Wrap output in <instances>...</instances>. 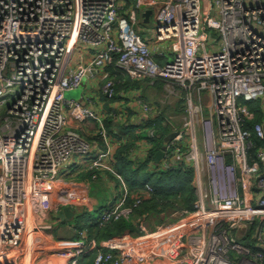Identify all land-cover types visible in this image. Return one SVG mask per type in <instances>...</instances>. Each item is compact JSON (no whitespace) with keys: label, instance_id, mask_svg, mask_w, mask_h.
I'll use <instances>...</instances> for the list:
<instances>
[{"label":"built area","instance_id":"2783aa9c","mask_svg":"<svg viewBox=\"0 0 264 264\" xmlns=\"http://www.w3.org/2000/svg\"><path fill=\"white\" fill-rule=\"evenodd\" d=\"M125 7L123 0H0V264H34L51 252L79 264L93 249V264H264V0H215L218 17L203 15L201 0H135L127 15ZM139 9L153 10V38L169 45L173 58L164 64L135 30ZM211 30L219 33V47L209 52ZM69 40L94 52L90 64L70 69ZM114 62L131 79L163 81L168 98L179 87L189 91L176 136L159 145L149 127L146 148L135 143L127 155L133 162L151 157V174L192 171L193 208L153 229L138 219L136 232L114 237L96 239L89 228L75 241L45 236L54 229L44 219L56 196L63 210L75 211L66 190L52 182L73 174L74 158L88 161L92 180L110 172L122 184V197L102 209L98 227L128 221L142 202L128 204L103 117L65 97L101 72L103 92L114 98L116 81L107 69ZM259 100L255 121L244 102ZM134 105L149 117L155 112L142 98ZM113 119L115 126L122 121ZM90 121L107 149L95 156L81 133L80 124Z\"/></svg>","mask_w":264,"mask_h":264},{"label":"crops","instance_id":"0c3cea01","mask_svg":"<svg viewBox=\"0 0 264 264\" xmlns=\"http://www.w3.org/2000/svg\"><path fill=\"white\" fill-rule=\"evenodd\" d=\"M214 2L215 0H201L203 15L207 16L209 13L212 16H219L217 10L214 8ZM123 3L126 5L123 11L124 14L127 15L132 9H135V0H127L126 3L124 1ZM145 10H137V23L140 25V34L146 37L145 39H149L155 60L159 64H164L169 60V45L166 43L158 44L154 40L153 16H150V19L146 21L143 16ZM211 34L214 40L211 41L210 46L212 49L218 48L219 33L211 30ZM69 46L67 58L71 70L92 62L94 52L84 42L81 40H69ZM114 64L115 62L107 67L112 73V78L116 81V95L114 98L108 99L104 95V81L101 79V72H98L95 76L86 77L80 87L67 90L65 97L69 100L78 101L84 99L86 104L94 107L98 114L103 117L105 124L108 123L110 125V128L108 126L107 128L112 136V146L115 147V152L112 155L113 161L114 159L116 161L119 151L131 139H135V143H141L143 148H146V141H144L145 132H147V128L152 125L154 126V122L156 124L160 122L164 128H169L163 125V114H160V109H163L169 121L181 122L185 112V98L188 97L189 91L183 87H179V95L175 98H168L163 81H157L155 84H152L148 79H131ZM206 94L209 95L207 92ZM136 98H142L154 106L155 112L151 117L138 111V107L134 105ZM206 101L209 102L208 97H206ZM113 114L122 118V121L116 126ZM170 114H172L171 117H169ZM87 124H94L95 126L87 129ZM87 124H80L82 127L81 133L91 145L92 156H95L98 152L106 151L104 141L97 137L96 123L90 121ZM176 130H179V127L178 129H174V131L171 130V134L176 132ZM156 135L159 134L156 133ZM160 137L161 140L166 139V136L162 133H160ZM74 159L78 162L74 165L73 174L60 175L52 182L55 183L54 187H56V190L59 188L66 190L64 196L70 197L73 204H75V211H73L75 216L72 220H63L59 216L64 207L58 203L56 196V202H53L50 210L46 212L44 219L45 224L51 222L54 227L52 230L46 229L44 231L45 236H51L57 240H78L79 230L89 227L91 229V226L95 225L94 223L97 218L92 219L91 213L95 210L98 213V217L102 209L111 200H119L123 194L121 182L113 177L111 173L103 172L99 181H94L87 170L88 161H81L78 158ZM127 231L130 230L127 229L125 232ZM34 264H70V260L62 258L55 252H51L42 256L41 260H37ZM79 264H93V260L88 255H84L81 257Z\"/></svg>","mask_w":264,"mask_h":264},{"label":"trees","instance_id":"16d2710c","mask_svg":"<svg viewBox=\"0 0 264 264\" xmlns=\"http://www.w3.org/2000/svg\"><path fill=\"white\" fill-rule=\"evenodd\" d=\"M115 65V64H114ZM255 121L261 120V109L259 107L254 108ZM151 123V122H150ZM106 126L110 128V125L106 123ZM154 127L160 129L163 135L170 133L171 129L164 128L160 122L157 124L154 122ZM251 127V124L249 125ZM159 134V133H158ZM156 142L161 144L160 134L157 135ZM253 141L256 145L262 146L261 142L253 136ZM135 139H131L128 143L122 147L117 154L116 158V171L120 173L129 188L130 199L129 204L141 199V204L136 208L134 216L147 217L149 215L167 214L170 221H174V215L184 210H191L195 202V189L192 183L193 172L192 171H171L168 173L151 174L149 171L148 161L152 160L151 157L145 162L139 160L133 162L127 155L129 148L135 144ZM257 147V148H258ZM255 150L253 152L255 153ZM154 151L150 152V155L154 156ZM110 173V172H109ZM112 174V173H111ZM87 176V175H85ZM113 177H115L112 174ZM118 179L117 177H115ZM147 185L151 186L153 192L147 189ZM169 213V214H168ZM171 213V216H170ZM135 216V217H136ZM128 221L122 219L118 222H113L105 227H98L97 225L91 226V236L96 239L108 238L119 236L123 234L127 229L134 230V226L130 225L128 228ZM95 228V229H94ZM256 226L251 230V234L255 232ZM137 228L133 231L136 232ZM95 249L91 250L87 255L94 259Z\"/></svg>","mask_w":264,"mask_h":264},{"label":"rangeland","instance_id":"374dc122","mask_svg":"<svg viewBox=\"0 0 264 264\" xmlns=\"http://www.w3.org/2000/svg\"><path fill=\"white\" fill-rule=\"evenodd\" d=\"M125 3H126V1L127 0H123ZM214 4H215V2H214ZM135 30H136V32L143 38V39H145L146 37H144L142 34H140V25H139V23H137L136 25H135ZM211 33V32H210ZM211 36H212V34H211ZM214 40V37L212 36L211 37V39H210V41H209V43L207 44V47H208V51L209 52H212L214 49H217V47L216 48H214V49H212L211 48V46H210V43H211V41H213ZM219 40V39H218ZM168 58H169V60H171L172 58H173V54L172 53H170L169 52V56H168ZM105 95V94H104ZM115 95H116V92H115ZM114 95V96H115ZM106 96V95H105ZM106 98H108L107 96H106ZM109 99V98H108ZM82 104H86V101L84 100V99H81V100H79ZM240 102H243V99H240L239 100ZM261 101L259 100V102H244L251 110H253L254 111V108H256V107H259L260 109H261V103H260ZM160 114H163V122H164V124L163 125H166V126H168L171 130H173L174 131V129H178V127L180 128L181 127V125H182V121L181 122H173V121H169L168 119H167V115H166V113L163 111V109L161 110L160 109ZM172 116V114H170L169 115V117H171ZM176 116V115H175ZM174 116V117H175ZM166 120H168V121H166ZM94 123H96L95 121H93ZM74 124L76 125V124H79V123H77V122H74ZM79 126V125H78ZM87 126L88 127H86L87 129L88 128H90V127H92V126H95L94 124H87ZM97 127V126H96ZM151 128H153V131H154V134L156 135V133H162L161 132V130L160 129H157L156 127H154L153 125L150 127V129ZM171 135V132L170 133H168V134H166V135H164V136H166V137H169ZM158 136H155V138H157ZM158 139V138H157ZM129 199H130V197H129ZM128 204H129V202H128ZM97 212L94 210L92 213H91V217H92V219L93 218H97ZM169 214V213H168ZM178 214V213H177ZM177 214H175L174 215V217H176L177 216ZM136 216V215H135ZM134 215L131 217V219H129L128 220V228H130V225H133L134 226V230L136 229V227H135V225H134V221L136 222V220H138V219H142L144 222H145V224H146V227L147 228H149V229H153L156 225H158V224H160L161 222H164V221H170L169 219V217L167 216V214H157V215H149V216H147V217H140V216H136L135 217ZM170 216H171V213H170ZM130 230V229H129ZM133 230V231H134ZM131 232H133L132 230H130ZM261 234H262V236L264 237V227L261 229ZM235 235H236V238L238 239V241L240 242V243H242L243 245H248V246H250V247H253V244H254V241H252L249 237L251 236V231H250V233H249V237H244L243 236V234H242V232H240V234L238 233V231H235Z\"/></svg>","mask_w":264,"mask_h":264},{"label":"water","instance_id":"95a60500","mask_svg":"<svg viewBox=\"0 0 264 264\" xmlns=\"http://www.w3.org/2000/svg\"><path fill=\"white\" fill-rule=\"evenodd\" d=\"M153 14V10L152 9H146L143 16L145 17V20L148 21L150 19V16ZM174 136H176V132H173L169 137H166V140L169 138H173ZM164 155V151L163 150H159L158 152L155 153V159L157 162H159ZM59 216L65 220H72L75 216V213L70 209V208H65L63 211H61L59 213Z\"/></svg>","mask_w":264,"mask_h":264}]
</instances>
